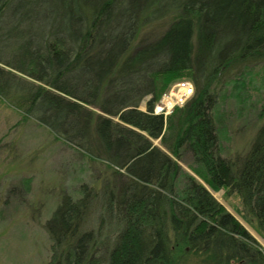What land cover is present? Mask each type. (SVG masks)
I'll list each match as a JSON object with an SVG mask.
<instances>
[{"label":"trees","instance_id":"16d2710c","mask_svg":"<svg viewBox=\"0 0 264 264\" xmlns=\"http://www.w3.org/2000/svg\"><path fill=\"white\" fill-rule=\"evenodd\" d=\"M263 62L264 0H0L1 99L104 166L47 220L49 262L264 264L196 178L236 192L264 238V117L227 157L214 113L221 79ZM176 78L191 98L151 111Z\"/></svg>","mask_w":264,"mask_h":264},{"label":"rangeland","instance_id":"374dc122","mask_svg":"<svg viewBox=\"0 0 264 264\" xmlns=\"http://www.w3.org/2000/svg\"><path fill=\"white\" fill-rule=\"evenodd\" d=\"M184 79L171 80L161 96ZM215 87L221 153L233 157L247 150L262 124L264 62L221 79ZM139 107L145 109V100ZM22 116L0 97V264H52L47 220L64 193L77 197L79 184H91L92 174L104 166L79 154L33 118ZM190 160L186 155L181 162L188 172ZM196 178L264 249V238L242 217L239 195L214 189L203 177Z\"/></svg>","mask_w":264,"mask_h":264},{"label":"built area","instance_id":"2783aa9c","mask_svg":"<svg viewBox=\"0 0 264 264\" xmlns=\"http://www.w3.org/2000/svg\"><path fill=\"white\" fill-rule=\"evenodd\" d=\"M194 85L187 78L179 80L173 84L170 90L165 92L159 101L154 105V113L161 114L164 117L172 113L173 109L182 106L188 98L194 93Z\"/></svg>","mask_w":264,"mask_h":264}]
</instances>
